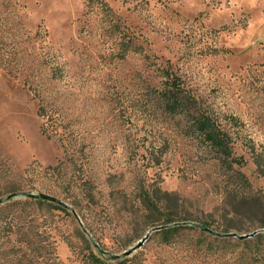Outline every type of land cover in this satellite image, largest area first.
<instances>
[{
    "label": "rangeland",
    "instance_id": "374dc122",
    "mask_svg": "<svg viewBox=\"0 0 264 264\" xmlns=\"http://www.w3.org/2000/svg\"><path fill=\"white\" fill-rule=\"evenodd\" d=\"M104 1L140 52L88 0H0V264H264V0ZM162 68L229 133L251 198L147 96ZM161 225L174 242L130 251Z\"/></svg>",
    "mask_w": 264,
    "mask_h": 264
},
{
    "label": "trees",
    "instance_id": "16d2710c",
    "mask_svg": "<svg viewBox=\"0 0 264 264\" xmlns=\"http://www.w3.org/2000/svg\"><path fill=\"white\" fill-rule=\"evenodd\" d=\"M88 6H97L102 12V19L109 25L112 33L118 34L119 50L117 55L123 58L128 52H140L141 48L134 43V36L130 32L120 27L113 18L111 8L104 0H88ZM145 59H149L147 55ZM151 64V62H149ZM163 80L158 87H148L147 96L154 99L159 111L170 117L177 118L182 123V131L186 136H191L197 140L198 144L210 155V159L217 163L219 170L227 177L229 189H226L228 195L234 199L246 200L252 195L247 194L250 191V183L246 176L234 168L243 164L241 157L235 156L232 150V139L229 133L223 129L215 117L209 112L198 99L195 98L182 83V80L168 68L161 69ZM233 123L236 119L230 118ZM162 154V153H161ZM154 155L149 159L154 164L160 162V156ZM260 155L255 156V165L257 172L264 177V162ZM142 204L148 212H159L160 205L154 201L152 196L144 192L141 194ZM37 201L43 202L42 199ZM56 209H61L55 206ZM188 220V219H184ZM173 220H167L170 223ZM207 224L200 222L199 227L205 229ZM155 234L161 238V242L169 244L176 240L178 231L182 226L161 225ZM93 264H109L104 260L90 254Z\"/></svg>",
    "mask_w": 264,
    "mask_h": 264
},
{
    "label": "water",
    "instance_id": "95a60500",
    "mask_svg": "<svg viewBox=\"0 0 264 264\" xmlns=\"http://www.w3.org/2000/svg\"><path fill=\"white\" fill-rule=\"evenodd\" d=\"M29 198H32V199H42V200H48V201H55V198H53L52 196L50 195H47V194H44V193H39V194H28L27 195ZM4 201V199H0V204ZM161 227H155L153 229H151L150 231H148L142 239H140L136 245L134 247L131 248L130 251L140 247L145 241H147V239L149 238V235L151 232L153 231H156L158 229H160ZM254 234V233H253ZM253 234H250L248 236H252ZM224 236H227V237H232V236H237L235 234H224ZM237 237H240V238H244V237H247V236H237ZM125 254H129V252H125Z\"/></svg>",
    "mask_w": 264,
    "mask_h": 264
}]
</instances>
